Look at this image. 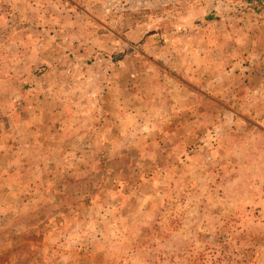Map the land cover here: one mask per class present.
Here are the masks:
<instances>
[{
	"label": "rangeland",
	"instance_id": "374dc122",
	"mask_svg": "<svg viewBox=\"0 0 264 264\" xmlns=\"http://www.w3.org/2000/svg\"><path fill=\"white\" fill-rule=\"evenodd\" d=\"M0 22V264H264V0Z\"/></svg>",
	"mask_w": 264,
	"mask_h": 264
},
{
	"label": "crops",
	"instance_id": "0c3cea01",
	"mask_svg": "<svg viewBox=\"0 0 264 264\" xmlns=\"http://www.w3.org/2000/svg\"><path fill=\"white\" fill-rule=\"evenodd\" d=\"M4 20V19H3ZM0 25H1V22H0ZM2 26H5V23H3V25ZM5 29H3V31H4Z\"/></svg>",
	"mask_w": 264,
	"mask_h": 264
}]
</instances>
